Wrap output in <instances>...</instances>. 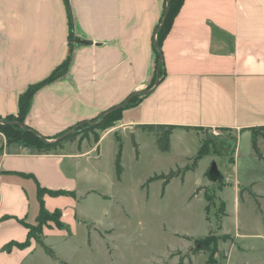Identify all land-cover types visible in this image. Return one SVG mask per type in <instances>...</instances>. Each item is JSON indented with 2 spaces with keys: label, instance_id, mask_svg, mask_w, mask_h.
<instances>
[{
  "label": "crops",
  "instance_id": "crops-1",
  "mask_svg": "<svg viewBox=\"0 0 264 264\" xmlns=\"http://www.w3.org/2000/svg\"><path fill=\"white\" fill-rule=\"evenodd\" d=\"M68 4L0 0L2 118L17 116L20 96L69 60L67 72L35 94L25 119L26 126L51 140L149 90L156 77L155 31L166 9V0H68ZM162 53L159 85L126 109L125 120L115 128L135 132L142 125L181 126L171 135L168 153L176 136L184 141L190 133L214 145L222 138H244L251 144L247 159L264 165L253 152L250 131L264 127V0H185ZM109 136H99L97 142L93 135L92 140L79 139L43 154L8 143L0 134V264H26L38 251L32 242L7 247L27 242V226L37 223L41 209L39 187L72 194L45 196L43 201L48 212L61 211L63 223L76 222V195L95 192L79 186ZM216 150L215 157L224 161V174L246 167L238 145L230 158ZM208 158L212 154L198 163ZM255 185L238 186L239 206L241 192H252ZM222 204L226 216L219 232L231 217ZM222 235L237 243L236 236Z\"/></svg>",
  "mask_w": 264,
  "mask_h": 264
},
{
  "label": "rangeland",
  "instance_id": "rangeland-1",
  "mask_svg": "<svg viewBox=\"0 0 264 264\" xmlns=\"http://www.w3.org/2000/svg\"><path fill=\"white\" fill-rule=\"evenodd\" d=\"M125 118L124 114L120 121ZM136 129L97 131L100 137L110 136L92 157V171L89 176L85 174V182L79 186L95 192L76 195L73 224L63 223L61 218L63 227H59L54 216L41 228L38 223L31 225L37 227L34 238L45 248L31 239L38 251L26 264H180L181 259L183 264H264V165L247 159L250 141L229 137L216 140L214 145L190 133L184 141L176 136L171 153H163L153 134ZM86 137L92 140L93 133L80 134L76 140ZM259 142L264 152V141ZM2 143L0 139V146ZM206 143H211L208 148L212 158L198 163L197 169L185 170ZM69 144L73 143L64 146ZM120 145L123 172L119 179L116 161ZM236 145L246 167L224 174V161L215 157L216 148L230 158ZM213 163L225 176L217 182L207 175ZM179 169L182 173L168 183L163 179L150 182ZM253 183V194L241 193L239 206L238 186L243 189ZM223 202L231 217L223 221L219 232L226 216ZM225 233L236 236L237 243L222 235ZM200 238L216 239L218 251L193 254L202 246L197 243Z\"/></svg>",
  "mask_w": 264,
  "mask_h": 264
},
{
  "label": "trees",
  "instance_id": "trees-1",
  "mask_svg": "<svg viewBox=\"0 0 264 264\" xmlns=\"http://www.w3.org/2000/svg\"><path fill=\"white\" fill-rule=\"evenodd\" d=\"M66 1V5L69 7L68 0ZM185 0H166V8L168 6L169 2V13L166 19V22L162 24V21L159 25V30L156 35V44L157 46L154 45V50L156 52L157 56V62H156V70H155V79L152 85L149 87V90L152 89L155 86V83L157 79H162L163 77V71H162V65L163 61H161L160 57V52L158 49L162 51V45L164 40L166 39L167 35L169 34L174 20L179 14L180 10L182 9L184 5ZM166 11V9H165ZM165 16V12L163 15V18ZM162 18V20H163ZM70 26V37L72 36V31H73V26H72V21L70 18L69 22ZM163 54V53H162ZM69 68V60H67L64 64L59 66L57 69H55L44 81L39 82L37 84H34L29 87V89L20 96L19 99V113L17 116L15 115H10L5 118H2L0 116V133L4 134L7 142L8 143H20L23 147L28 148L30 150L36 151L38 153H51L53 151H57L59 148H62L64 146V143L67 142H75L76 138L78 135L83 134L84 136H88L89 133H93L95 141H99L100 137L97 131L105 132L111 129H114L117 126V123L121 120L122 118V112L126 109H129L133 106H135L140 99H142L145 94L140 93L137 96H135L127 105H125L123 108L117 109L111 113H109L105 119L101 122L102 116L95 120L94 125H89L87 124H80L76 128H70L69 130L61 133L58 135L56 138L53 140L47 139L34 131L32 128L28 127L25 125V119L29 113V108L31 106L32 100L35 96V94L42 88L48 86L49 84L55 82L57 79L61 78L68 70ZM126 101V100H125ZM124 101V102H125ZM123 102V103H124ZM122 103V104H123ZM12 123H18L22 124L26 127V129H22L19 125H13ZM140 128L143 131L149 132L155 136L156 139V145L158 149L163 152V153H168L171 150V135L173 134L174 130L178 128H182L181 126H168V125H142ZM73 132L63 138L68 131L72 130ZM250 131L252 132V149L253 152L255 153L256 157L260 159L261 161L264 162V156L263 153L260 149L259 146V140L264 141V127H257V128H251ZM87 138V137H86ZM49 141V142H48ZM209 144L211 143H206L204 144L198 151L196 157L193 160L192 166H187L185 170H190V169H195L197 167L198 162L203 159L204 157L208 156L210 154L209 151ZM122 155V146L120 145V150L117 155V161H116V166H117V174L118 178L120 179L123 168L121 166V156ZM182 173V170L178 171H172L169 175H162V176H156L155 178L151 179L150 182L153 180H159L163 179L165 180V183H168L171 179L174 177L180 175ZM209 176V172L207 174ZM201 191V189L198 190V193ZM242 194L244 193L243 191L241 192ZM252 193V192H251ZM253 194V193H252ZM50 196V197H60V196H66L70 195L64 191H51L45 188H38V197L39 201L41 203V209L40 213L37 219L38 226L41 228L42 226L46 225L47 221L49 220V217H56L58 218V223L57 225L59 227H63V223L61 222L62 218V213L61 211L57 210L54 213L48 212L45 207H44V197L45 196ZM207 198V197H206ZM208 200V198H207ZM224 207V206H223ZM225 212V209L223 210ZM29 230V236L28 240L24 244H10L7 249H10V247L16 245L17 247H25L31 239H36L33 236V233H35V230L37 227H31L30 225L27 226ZM190 240V238H187ZM37 243L40 244L43 248L45 246L43 243L37 238L36 239ZM197 243H201L202 246L194 249L193 254H198L202 251L208 252V253H216L218 251V243L216 239L210 240V238H200L197 240ZM206 245V246H205ZM213 246V250H210L208 246ZM209 262V261H208ZM180 264H183V259H181ZM210 264V262H209Z\"/></svg>",
  "mask_w": 264,
  "mask_h": 264
},
{
  "label": "water",
  "instance_id": "water-1",
  "mask_svg": "<svg viewBox=\"0 0 264 264\" xmlns=\"http://www.w3.org/2000/svg\"><path fill=\"white\" fill-rule=\"evenodd\" d=\"M169 2H168V6H167V8H166V11H165V16H164V18H163V20H162V24H164L165 22H166V19H167V16H168V13H169ZM158 30L159 29H157L156 31H155V34L157 35V33H158ZM78 44H81V45H84L85 44V42L84 41H81V40H79L78 41ZM154 45L155 46H157V44H156V39L154 40ZM159 50V52H160V57H161V61H163V54H162V51L160 50V49H158ZM159 83H160V79H157V81H156V83H155V86H154V88H152V89H150V90H146V91H144V92H140V93H143V94H145V95H147V94H149V93H151L158 85H159ZM140 93H136V94H133L132 96H130L123 104H120L119 106H117V107H115V108H112V109H110V110H108L107 112H105L104 114H103V116H102V118H101V122L105 119V117L109 114V113H111V112H113V111H115V110H117V109H120V108H123L125 105H127L135 96H137L138 94H140ZM13 125H19L22 129H26V127L24 126V125H22V124H17V123H12ZM73 132V130H70V131H68L64 136H62L61 138H63V137H65V136H67V135H69V134H71ZM49 142V141H48ZM221 177H222V175H221V173H220V171H219V169H218V166H217V164L216 163H213V165L211 166V168H210V170H209V178H210V180L211 181H213V182H217L218 180H220L221 179Z\"/></svg>",
  "mask_w": 264,
  "mask_h": 264
}]
</instances>
